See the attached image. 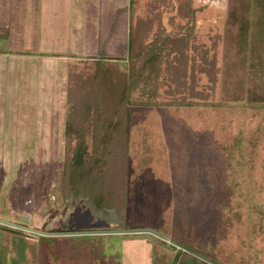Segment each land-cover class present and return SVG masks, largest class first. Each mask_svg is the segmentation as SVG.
I'll return each mask as SVG.
<instances>
[{
	"label": "rangeland",
	"instance_id": "obj_1",
	"mask_svg": "<svg viewBox=\"0 0 264 264\" xmlns=\"http://www.w3.org/2000/svg\"><path fill=\"white\" fill-rule=\"evenodd\" d=\"M93 2L103 12L104 42H118V53L133 26L135 51L141 55L136 66L149 44L167 49L158 74L149 82L140 79L132 92L130 118L133 108L143 105L137 101L147 100L149 93L160 104L144 107L200 100L220 115L206 232H189L204 233L196 239L178 232L181 237L172 239L151 228L159 234L146 232L155 242L152 249L141 242L143 235L114 232L132 227L125 205L128 140L116 136L109 148L108 178L99 180L106 200L74 195L71 188L83 186L72 183V168L64 169L77 136L75 131L68 136L67 120L94 121L80 111L85 92L93 88L83 77L95 68L94 56L73 59L66 69L56 62L42 64L39 57L29 67L28 59L15 57L0 70L6 105L5 119L0 118V140H5L0 143V264H264V0ZM2 45L8 41L0 33ZM130 61L131 56L119 55L117 72L127 74ZM100 104L90 112L104 108ZM193 109L182 110L190 114ZM222 110H229L228 119ZM87 131L92 150L94 129ZM239 138L249 139L246 146L235 143ZM256 150L259 157L251 153ZM64 184L70 189L66 196ZM90 184H84L88 196L91 190L101 194Z\"/></svg>",
	"mask_w": 264,
	"mask_h": 264
},
{
	"label": "crops",
	"instance_id": "obj_2",
	"mask_svg": "<svg viewBox=\"0 0 264 264\" xmlns=\"http://www.w3.org/2000/svg\"><path fill=\"white\" fill-rule=\"evenodd\" d=\"M94 6L93 0L73 3L55 0L53 4L46 0H0V33L5 34L8 41L7 46L0 48V70L15 57L28 59L29 67L30 61L39 57L42 64L56 62L64 69L73 59L89 56L97 59L100 53V57L112 60L119 55L127 58L128 38L127 42H121L120 53L118 42H111V38L104 42L107 38L101 23L103 12ZM91 50L94 54L89 55ZM0 80V118L5 119L2 71ZM144 106L147 105L133 108L129 125L125 205L127 222L132 227L128 230H135L130 232L133 237L143 235L141 242L151 249L155 242L146 229L165 232L172 239L181 237L178 232L187 238L204 237V233L196 236L189 232H206L207 217H210L206 208L211 210L214 174L217 173L214 158L218 142L216 123L220 115L216 116L213 105ZM175 106H179V110ZM184 107L194 108L192 115L187 110L184 112ZM228 111L219 113L225 112L228 119ZM248 140L239 138L235 143L244 147ZM251 153L254 157L262 154L259 150ZM196 207L199 209L194 210Z\"/></svg>",
	"mask_w": 264,
	"mask_h": 264
},
{
	"label": "trees",
	"instance_id": "obj_3",
	"mask_svg": "<svg viewBox=\"0 0 264 264\" xmlns=\"http://www.w3.org/2000/svg\"><path fill=\"white\" fill-rule=\"evenodd\" d=\"M130 3L133 5L135 0H130ZM192 28L193 24L191 25V29ZM137 40L138 39L136 33L133 30V26L130 25L128 31V56L126 59L128 60V57L131 56V63L129 65L130 68L127 74L123 73L122 71L117 72L120 71L118 69L121 67L117 63V59L112 60L102 57L94 59L95 68L93 69L92 73L88 74L89 77H83L84 82L91 84L93 88L85 92L86 95L82 100L80 111L83 113L84 118L89 119L90 115L94 121H90L88 122L89 124L86 125L79 122L75 123L74 121L72 123L70 119L67 120L66 123L68 136H70L74 131L77 136L72 157L69 160L67 154L64 163V169L68 170V167L72 168V183L80 185L82 184L83 186L81 190H77L73 188L75 186L74 185L71 188L74 195H76L78 192H82L83 196H93V198L95 200L98 199V201L106 200L105 192L101 189L103 184L100 185L99 180H105L108 178V174L106 172L109 169L108 165L110 161L107 159L111 158L112 152L109 150V148L111 149L112 143L116 141L115 137L117 136V139L121 138V140L122 138L128 140L130 130V96L136 89V86H138L140 79H142L144 82H149L151 79H153V74L156 72L158 74V72L162 69L161 64L163 63V55L167 49L164 45L157 46V43L148 45L149 47H147L145 60L140 64V66H136V57L141 56L140 53L135 51ZM118 75H120V77ZM71 94L69 93L70 97L72 96ZM154 97L155 94L149 93L147 100L137 101L139 102L137 104H160V101L152 100ZM125 102L127 103L126 105H124ZM166 102L177 103L179 105L203 103L200 100L197 102L188 100H168ZM99 103H105L104 108L94 107V113L90 112L91 107H93V105L97 106ZM89 128L94 129V146L92 150H89V145L86 142V133H88L87 130ZM113 155L115 157L116 154ZM117 165L118 164L116 163L115 166L117 167ZM88 182L92 184H90L92 188L93 186L96 188L94 190L100 189L101 194H95L97 192L94 191L95 193H93V190H91L92 195L88 196V194H86L88 192V188L85 187L89 185L86 184V186H84V184ZM69 190L70 189H67L64 184L65 196Z\"/></svg>",
	"mask_w": 264,
	"mask_h": 264
},
{
	"label": "water",
	"instance_id": "obj_4",
	"mask_svg": "<svg viewBox=\"0 0 264 264\" xmlns=\"http://www.w3.org/2000/svg\"><path fill=\"white\" fill-rule=\"evenodd\" d=\"M121 231L122 232H135V230H115L114 232H121ZM146 231L159 235L157 232H155L154 230H151V229H146ZM68 233H72V232H68ZM163 237L166 238L165 236H163Z\"/></svg>",
	"mask_w": 264,
	"mask_h": 264
}]
</instances>
